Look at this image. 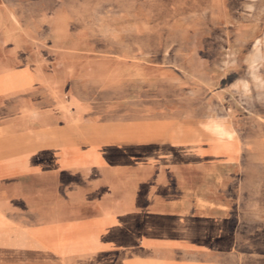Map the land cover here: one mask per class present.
<instances>
[{"label":"rangeland","instance_id":"374dc122","mask_svg":"<svg viewBox=\"0 0 264 264\" xmlns=\"http://www.w3.org/2000/svg\"><path fill=\"white\" fill-rule=\"evenodd\" d=\"M3 7L31 37L27 52L45 81L61 86L35 109L90 121L105 136L100 146L160 151L170 162L126 166L123 155V168L81 172L80 200L33 178V193L48 192L29 204L44 215L26 219L33 232L60 222L70 235L80 224L119 232L124 243L158 227L174 232L177 245L209 243L185 252L192 258L264 264V0H0ZM210 126L232 137L216 142ZM193 224L201 227L188 238ZM126 248L96 252L94 262L136 256Z\"/></svg>","mask_w":264,"mask_h":264},{"label":"crops","instance_id":"0c3cea01","mask_svg":"<svg viewBox=\"0 0 264 264\" xmlns=\"http://www.w3.org/2000/svg\"><path fill=\"white\" fill-rule=\"evenodd\" d=\"M18 26L9 7L0 9V264H96V252L126 247L136 248V256L114 264H217L185 253L208 251V242L194 239L189 245H177L174 232L158 227L143 228L122 243L119 232H85L80 224L72 226L70 235L59 231L60 222L41 227L38 233L27 226L26 219L33 214L44 216L29 205L33 197L42 200L48 193L43 189L33 193V178L39 179L40 187L66 186L69 199L80 200L79 183L74 178L81 172L123 168L124 163L119 162L123 155L128 158L126 166L168 167L170 162L159 159L160 151L126 154L100 146L105 136L96 134L90 121L80 123L73 116L57 117L56 121L35 109L50 96V90L61 86L45 81L44 66L32 61L27 52L31 37L18 31ZM50 174L73 181L49 183ZM3 183L8 186L1 188ZM89 192V196L93 194ZM18 203L24 204L22 209ZM165 238L169 240L166 243L162 241ZM177 252H182L178 258Z\"/></svg>","mask_w":264,"mask_h":264},{"label":"bare ground","instance_id":"6f19581e","mask_svg":"<svg viewBox=\"0 0 264 264\" xmlns=\"http://www.w3.org/2000/svg\"><path fill=\"white\" fill-rule=\"evenodd\" d=\"M14 125V124H13ZM211 127V126H210ZM9 128V127H8ZM212 128V127H211ZM10 129V128H9ZM210 129V128H209ZM11 130V129H10ZM211 134L215 137L216 136V142H218V141H220L221 139H223V137L224 136H229V137H232V135L230 134V133H225L224 131H223V128L222 127H213L212 129H211ZM215 139V138H214ZM170 141H173L174 143H175V136H173V137H171V139H170ZM127 145H129V146H134V144H129V143H127ZM220 150V152H225L222 148H220V146H219V148H218V151ZM215 157L217 158H222L220 155H218V153H217V155H215ZM209 225H211V224H209ZM169 227H171V225L170 226H168L167 228H169ZM200 227L201 226H199V225H196V224H193L190 228H189V232L187 233L189 236H188V238L190 237V235L198 228V229H200ZM182 245H189V242H188V239L186 238V240L185 241H183V243H182Z\"/></svg>","mask_w":264,"mask_h":264}]
</instances>
